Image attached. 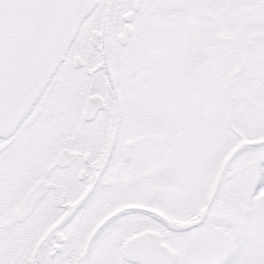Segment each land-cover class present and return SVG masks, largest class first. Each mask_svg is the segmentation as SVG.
I'll list each match as a JSON object with an SVG mask.
<instances>
[{"label": "snow or ice", "instance_id": "1", "mask_svg": "<svg viewBox=\"0 0 264 264\" xmlns=\"http://www.w3.org/2000/svg\"><path fill=\"white\" fill-rule=\"evenodd\" d=\"M0 264H264V0H0Z\"/></svg>", "mask_w": 264, "mask_h": 264}]
</instances>
